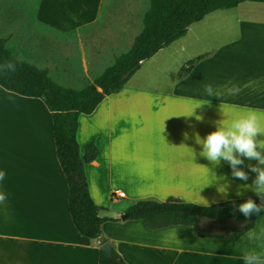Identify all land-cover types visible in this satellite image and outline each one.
Here are the masks:
<instances>
[{
	"label": "crops",
	"instance_id": "obj_1",
	"mask_svg": "<svg viewBox=\"0 0 264 264\" xmlns=\"http://www.w3.org/2000/svg\"><path fill=\"white\" fill-rule=\"evenodd\" d=\"M106 1L119 3L0 0V34L7 45L18 42L22 49H29L30 55L16 56L48 69L51 77L52 56L45 57L42 50L51 41L78 43L80 71L76 74L90 84L106 69L104 52L97 48L103 26L107 35L127 32V19L102 21ZM245 3L212 11L192 23L183 37L144 61L122 90L106 96L91 114L79 117L81 154L90 142L99 150L97 158L86 163L85 172L91 197L101 207L100 215L108 218L102 224L103 236L128 264H145L134 259L144 251L159 255L157 263L149 257L153 264H243V236L232 243L221 242L197 236L192 226L151 229L142 220L121 216L141 199L176 197L211 205L256 195L242 187V195L236 191L251 184L256 174L248 165L257 161L245 159L237 165L248 172L249 179L234 180L230 164L222 159L213 168L199 155L200 145L193 137L194 132L204 137L215 129V121L227 123L244 110L264 112V4L256 11ZM20 27H24L22 33H16ZM38 27L44 40L37 42L31 34ZM203 54L209 55L179 79L181 67ZM206 84L219 91V98L206 95ZM231 85L239 86L238 95L227 94L226 87ZM202 99L210 100V106L196 109L203 121L176 116ZM209 169L215 177L227 179V196L218 191L225 180H212ZM0 171L6 173L0 193L7 197L0 203V264H99V240L83 236L72 220L69 186L57 157L45 97L23 96L0 85ZM257 225H264V211ZM178 229H186L190 238ZM136 232L161 237L158 242L144 241Z\"/></svg>",
	"mask_w": 264,
	"mask_h": 264
},
{
	"label": "trees",
	"instance_id": "obj_2",
	"mask_svg": "<svg viewBox=\"0 0 264 264\" xmlns=\"http://www.w3.org/2000/svg\"><path fill=\"white\" fill-rule=\"evenodd\" d=\"M247 1L264 3V0H149L143 29L135 37L131 48L117 56L112 65L81 89L64 87L52 80L48 69L19 59L0 34V66L6 61H12L16 66L15 72L6 67L0 69V85L23 96L45 97L52 113L57 157L69 186V210L83 236L98 240L103 236L102 224L108 218L100 215L101 207L90 194L85 165L97 158L99 150L94 142H90L81 154L77 139L80 115L91 114L106 96L122 90L144 61L183 37L192 23L202 20L212 11L237 7ZM208 55H199L187 61L181 67L178 78L186 77ZM249 197L257 204L262 202L257 195ZM249 197L211 205L186 202L176 197L164 201L141 199L127 209L126 220H142L151 229L171 225L192 226L199 237L232 243L256 226L257 214L253 213L246 219L238 207ZM215 225L220 227L219 231L209 228ZM101 245L99 242V264H128L114 246L112 256L108 257Z\"/></svg>",
	"mask_w": 264,
	"mask_h": 264
},
{
	"label": "clouds",
	"instance_id": "obj_3",
	"mask_svg": "<svg viewBox=\"0 0 264 264\" xmlns=\"http://www.w3.org/2000/svg\"><path fill=\"white\" fill-rule=\"evenodd\" d=\"M2 67H6L11 72H15L16 66L12 61H6ZM241 89L239 86L231 85L226 87L229 96L238 95ZM204 92L208 97H218L219 91L214 89L211 84L204 86ZM205 105L210 106V100H196L192 103L188 111L176 114L186 119L194 117L197 121H203L202 113L196 111L197 108H203ZM220 111L223 115L224 106L220 104ZM216 127L213 131L201 137L198 132L193 133L195 143L200 145L199 155L207 159L214 167L219 166L221 160L228 162L232 169V179L247 181L249 179L248 172L237 165L244 163V160H255L256 164H249L251 172L255 173V177L251 184L245 183L238 186L236 195H242L241 187L251 189L259 196L262 201L257 204L251 197L239 203L238 207L246 219L250 218L253 213L259 214L264 211V112L247 109L244 110L229 122L225 123L224 119L215 121ZM185 133V139H188ZM213 179H224L225 182L218 186V191L223 195L228 194V181L224 177L217 178L209 169ZM6 173L0 171V181L5 178ZM7 199L4 193H0V203ZM243 240L246 247L242 252L241 260L243 264H264V225H257L244 232Z\"/></svg>",
	"mask_w": 264,
	"mask_h": 264
},
{
	"label": "rangeland",
	"instance_id": "obj_4",
	"mask_svg": "<svg viewBox=\"0 0 264 264\" xmlns=\"http://www.w3.org/2000/svg\"><path fill=\"white\" fill-rule=\"evenodd\" d=\"M245 4H249L251 8H254V10L258 11L257 9H260L259 6L264 3L248 1ZM104 5L105 6L102 21H106L108 18H110L112 20L114 19L115 21H124L125 19H127L126 22H128L126 30L127 32L124 34L122 33V35L120 36L113 35V33L107 35L109 31L106 33L105 26H103V29L101 28L103 34L98 37L97 48H101L102 52H104V57L102 56V59L106 63L105 67L107 68L114 63L117 56L127 52L131 48L135 37L143 29V18L150 7V2L149 0H132L130 2L129 0H119L117 6H114V4L109 5L107 1ZM15 10H18V12H20L21 8L16 7ZM110 14H113V17H111ZM22 28L20 27L18 32L16 33L21 34ZM39 29L41 28L38 27L34 29V32L31 34V39L37 42L44 40L43 36L41 35L42 33L39 32ZM113 29L118 28L116 27ZM71 43L51 41L48 44L49 48L43 49L42 52L45 57H47L48 55L52 56L51 60L55 67L51 69L53 73L51 78L54 82L64 87H73L80 89L82 87H85L88 84V81L84 79L83 76H79L76 74L80 71V47L78 43ZM8 46L11 47L9 48L12 49L15 55H18L20 57H25V55L27 54L30 55V53H28L29 49H22L21 44L18 42H9ZM113 54L114 57L112 59ZM104 69L105 68H103V70L101 71L103 72ZM98 75L100 74H97V76ZM209 228H211V230L213 231L220 230V227L218 225L210 226ZM177 231L184 237H189L186 229H178ZM131 234L133 235L134 233L131 232ZM135 235L137 237H141L140 239H144V241L153 242H158L161 237L160 235L156 237H147L144 234H140L138 232H136ZM145 256H147L148 258H144ZM149 257L156 260V263L158 259H160L159 255H157L156 253L146 251L142 253L140 252L138 255L136 254L134 256V259L141 263L153 264L152 262L148 261Z\"/></svg>",
	"mask_w": 264,
	"mask_h": 264
},
{
	"label": "water",
	"instance_id": "obj_5",
	"mask_svg": "<svg viewBox=\"0 0 264 264\" xmlns=\"http://www.w3.org/2000/svg\"><path fill=\"white\" fill-rule=\"evenodd\" d=\"M127 214L124 213L122 214L121 218L122 219H126ZM99 242L102 243L101 248L107 253L108 257L112 256V244L110 241H106L105 238L103 236H100L98 238Z\"/></svg>",
	"mask_w": 264,
	"mask_h": 264
},
{
	"label": "built area",
	"instance_id": "obj_6",
	"mask_svg": "<svg viewBox=\"0 0 264 264\" xmlns=\"http://www.w3.org/2000/svg\"><path fill=\"white\" fill-rule=\"evenodd\" d=\"M119 196H125L124 192H118Z\"/></svg>",
	"mask_w": 264,
	"mask_h": 264
}]
</instances>
